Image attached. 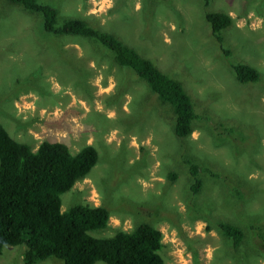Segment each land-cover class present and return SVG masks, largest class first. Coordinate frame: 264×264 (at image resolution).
<instances>
[{"label": "rangeland", "instance_id": "1", "mask_svg": "<svg viewBox=\"0 0 264 264\" xmlns=\"http://www.w3.org/2000/svg\"><path fill=\"white\" fill-rule=\"evenodd\" d=\"M41 1L61 19L83 18L154 60L203 115L189 137L176 136L171 106L113 52L104 57L86 37L47 34L41 15L0 0V122L33 149L78 126L72 152L87 144L99 152L88 176L62 194V210L108 207V226L90 231L99 237L151 223L163 232L165 264H264L256 235L259 226L264 233V0ZM206 10L233 17L222 30L230 55L212 35ZM240 62L256 66L260 80L239 82L230 65ZM221 126L233 134L216 135ZM184 157L212 171L200 173L199 193L190 189ZM221 221L245 231L238 247ZM25 247L5 246L0 264H26Z\"/></svg>", "mask_w": 264, "mask_h": 264}, {"label": "trees", "instance_id": "2", "mask_svg": "<svg viewBox=\"0 0 264 264\" xmlns=\"http://www.w3.org/2000/svg\"><path fill=\"white\" fill-rule=\"evenodd\" d=\"M9 1L29 13L41 15L45 33L86 37L104 57L113 52L117 64L133 68L163 105L171 106L174 134L180 138L192 134L195 122L203 115L197 113L183 83L163 72L154 60L116 34L94 27L83 18L61 19L59 10L51 4L41 0ZM205 18L222 51L230 55L223 45L222 30L233 24V17L223 11L206 10ZM230 66L241 83L260 80V72L252 64L240 62ZM218 129L216 135L234 132L231 126ZM98 160L99 152L92 144L73 153L63 141L43 140L33 149L15 139L0 122V255L5 246L25 245L22 253L26 264L49 257L59 258L64 264H95L99 260L106 264H165L160 253L164 246L163 232L151 223L141 222L131 231L119 230L113 236L99 237L90 231L108 226L111 216L108 207L86 203L62 210V194L87 177ZM183 162L192 178L190 189L199 193L203 186L200 173H211V169L189 157H184ZM167 177L174 181L178 175L171 172ZM234 192L239 195V189ZM259 227L256 235L264 247V233ZM219 228L234 247L245 237L241 227L227 221H221Z\"/></svg>", "mask_w": 264, "mask_h": 264}, {"label": "crops", "instance_id": "3", "mask_svg": "<svg viewBox=\"0 0 264 264\" xmlns=\"http://www.w3.org/2000/svg\"><path fill=\"white\" fill-rule=\"evenodd\" d=\"M79 128L80 127H78V126L77 127H74V126L67 127L66 131L63 132L62 140H52V141H63V142L68 144L70 149H72V148L74 149L76 147L75 145H77V143L80 139ZM88 141H89L88 143H90L92 141L91 138Z\"/></svg>", "mask_w": 264, "mask_h": 264}]
</instances>
